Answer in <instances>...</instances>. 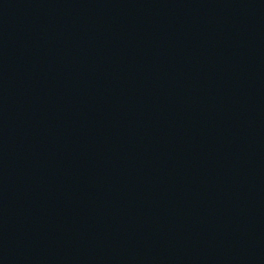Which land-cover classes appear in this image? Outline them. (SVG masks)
<instances>
[{"label": "water", "instance_id": "obj_1", "mask_svg": "<svg viewBox=\"0 0 264 264\" xmlns=\"http://www.w3.org/2000/svg\"><path fill=\"white\" fill-rule=\"evenodd\" d=\"M0 264H264V0H0Z\"/></svg>", "mask_w": 264, "mask_h": 264}]
</instances>
